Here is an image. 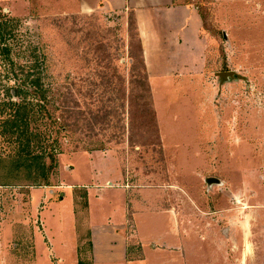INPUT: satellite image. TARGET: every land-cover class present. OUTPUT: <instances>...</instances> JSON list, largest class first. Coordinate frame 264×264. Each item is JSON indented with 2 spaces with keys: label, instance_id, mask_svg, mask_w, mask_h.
<instances>
[{
  "label": "rangeland",
  "instance_id": "1",
  "mask_svg": "<svg viewBox=\"0 0 264 264\" xmlns=\"http://www.w3.org/2000/svg\"><path fill=\"white\" fill-rule=\"evenodd\" d=\"M195 1L207 18V72L181 90L171 82L173 100L181 93L195 106L156 95L159 131L142 115L149 110L144 99H131L143 93L146 74L124 14L54 15L51 0H30L26 13L21 0L0 1L18 19L16 37L2 46L12 48L17 65L38 60L49 89L46 114H31L29 131L41 135V146L57 144L47 181L39 169L30 174L19 133L7 131L11 103L25 97L16 95L20 83L6 77L9 62L0 58V264L95 259L90 232L82 231L88 203L94 222H122L126 198L141 233L173 231L168 250L176 261L264 264V0ZM223 70L242 77L220 86L216 73ZM209 177L221 184L208 185ZM74 222L81 236L76 257ZM134 230L130 221L126 232L135 237ZM101 243L98 251L106 250ZM135 243L129 257L138 255Z\"/></svg>",
  "mask_w": 264,
  "mask_h": 264
},
{
  "label": "crops",
  "instance_id": "2",
  "mask_svg": "<svg viewBox=\"0 0 264 264\" xmlns=\"http://www.w3.org/2000/svg\"><path fill=\"white\" fill-rule=\"evenodd\" d=\"M21 1L25 6L23 8L25 10L27 9L26 13H29L30 0ZM51 1L49 11L52 13L49 14L54 15H93L95 13L107 14L108 12H112L117 18L120 14H124L127 18L128 24L130 17L132 16L135 22L137 35L142 45L145 68L148 74L153 97V105L160 124L162 118L156 105V95L160 98L162 95H166V104H169L170 101L171 103L174 101L173 104L177 103L178 106L186 104L197 105L195 100L185 101L181 93L179 94L181 98L179 100H177V98L173 100V97H171V95H173L171 90L172 81L175 82L177 80L176 83H179L177 88L181 90L184 87H188V85H195L199 80H203V77H205V73L207 72L211 44L205 28L203 15L201 14L195 0ZM214 1L219 3L231 2V0ZM39 7L41 8L40 5ZM218 79L220 86H222L224 82H222L219 77ZM169 97L171 100H169ZM172 117H175L178 120L180 118L177 114L174 116L172 115ZM165 119H167V117H165ZM192 130L190 132H192ZM104 193V191L100 193V196H103ZM126 199L127 217L122 222L115 221L109 217L103 218L100 222H94L92 220L91 209L88 203L87 214H83L82 216L86 221L84 224L85 228H82V231L84 229V232L85 230L90 232V238L95 244V259H91L84 264H187L186 260L176 261L175 258L171 256V250H168V248L172 246V243L174 244L175 242L173 231L170 229V232L157 231L154 233L152 232L151 234L141 233L138 228L137 220L134 219L135 208L132 206L134 209L132 212L131 203L127 205ZM141 203L142 202H140V204ZM79 211H77V213ZM77 213L75 212L73 214L75 218L74 221L77 220ZM163 213L164 212H159V215H157V212H155L157 215L155 217L163 215ZM130 221L135 226V237H133L132 234L129 235V231L128 233L126 232L127 224H129ZM73 234L74 246H72V252H74V256L76 257V247L78 246L80 235L78 230L75 229V222ZM132 239L137 241V243L133 244V247H139L137 257H129V247H132ZM151 239L152 246L151 249H149L148 244L146 245L145 242H148ZM99 242H102L101 245H105L107 249L105 250L102 248L98 251ZM158 242H160V244L162 243L164 248L157 247ZM64 258H66V256H64Z\"/></svg>",
  "mask_w": 264,
  "mask_h": 264
},
{
  "label": "trees",
  "instance_id": "3",
  "mask_svg": "<svg viewBox=\"0 0 264 264\" xmlns=\"http://www.w3.org/2000/svg\"><path fill=\"white\" fill-rule=\"evenodd\" d=\"M198 8L203 15L204 23L206 25V14L203 12L200 6H198ZM15 20L18 21L17 18L4 13L3 8L0 6V58L9 62V67L5 68L4 73L6 74L7 78H9V73L13 74V77L19 81L18 83H20V86L14 88V90H16V95L19 97H25L21 102L11 103V118L9 120L11 121V126L7 128V131L10 136H14V134L19 133L17 140L22 145L21 154L24 156L23 160L28 161L27 163H24V165H27L30 174L34 172L33 169H39V171L41 170V177L43 178V180L47 181L49 176L48 173H50V171L55 167L54 152L57 149V144L47 143L44 146L43 144L41 146V141L44 140L41 138L40 134L29 131V124L31 121V114H36L39 110L44 111L46 114L44 106H46L45 104L50 99V96H47L49 89L47 87V89H45V75L43 74L44 71L37 68L39 66L38 60L33 65L30 63L17 65L13 58H11L12 48L7 44H5V46H2L5 41L8 40L7 36H9V38H15L17 35V33L14 32L17 25L16 23L14 24ZM129 25L133 26L136 31L135 22L132 16L130 17ZM136 36L137 42H139V50L141 52L140 54L142 58V64L145 69L144 73L146 74V77L141 78L143 80V86L141 87H144L143 93H132L133 96L131 97V99L133 101L138 98L144 99V103L149 107V110H146L144 107L142 115L145 117V119L151 120L156 125L157 130L159 131L157 115L153 105L152 92L142 53V45L137 35V31ZM135 72H140V70L137 68ZM22 84L24 86H21ZM6 90L8 92L10 91V95L12 94V89L9 90V88H7ZM29 90L32 92V96L28 95ZM34 99L36 100V102L33 101ZM146 113L148 114L147 116H145ZM64 128H67V126H64ZM32 142L34 143L33 145ZM36 145L39 149H41L40 152L36 151ZM47 157L50 158V163L48 165L45 164ZM2 184L3 183H1V185Z\"/></svg>",
  "mask_w": 264,
  "mask_h": 264
},
{
  "label": "water",
  "instance_id": "4",
  "mask_svg": "<svg viewBox=\"0 0 264 264\" xmlns=\"http://www.w3.org/2000/svg\"><path fill=\"white\" fill-rule=\"evenodd\" d=\"M217 76L220 78L221 81L242 77L240 76V74H238L236 70L219 71L217 72ZM206 182L208 185L221 184V181L215 177L207 178Z\"/></svg>",
  "mask_w": 264,
  "mask_h": 264
}]
</instances>
